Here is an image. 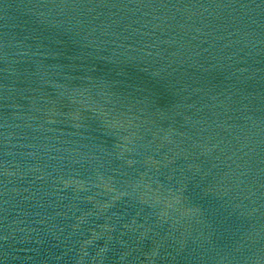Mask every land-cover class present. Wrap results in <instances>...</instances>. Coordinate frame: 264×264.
<instances>
[{
    "label": "water",
    "instance_id": "1",
    "mask_svg": "<svg viewBox=\"0 0 264 264\" xmlns=\"http://www.w3.org/2000/svg\"><path fill=\"white\" fill-rule=\"evenodd\" d=\"M0 264H264V0H0Z\"/></svg>",
    "mask_w": 264,
    "mask_h": 264
}]
</instances>
